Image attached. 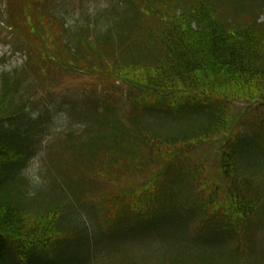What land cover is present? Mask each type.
<instances>
[{
    "label": "trees",
    "instance_id": "16d2710c",
    "mask_svg": "<svg viewBox=\"0 0 264 264\" xmlns=\"http://www.w3.org/2000/svg\"><path fill=\"white\" fill-rule=\"evenodd\" d=\"M119 4L112 5L111 17L101 14L89 33L88 23L76 30L49 6L32 12L34 18L24 7L26 18H17L6 0L4 22L27 63L19 72L0 73V264H236L224 257L225 240L235 238L238 245L264 224V21L256 15L264 0ZM103 49L108 60L93 62V56L102 60ZM62 54L73 62L66 65ZM43 61L53 70L52 64L88 63L92 72L116 77L129 101L125 122L111 111L108 97L105 105L61 97L47 107L32 102L23 82L26 74L39 73ZM235 103L261 111L249 121L247 109L231 113ZM55 110L99 128L94 135L70 137L42 181L28 178L25 168L53 126ZM219 136L225 138L217 155L219 190L207 194L201 163L191 164L189 152ZM158 161L162 167L133 195L106 204V234L98 237L90 218L79 215L92 213L85 193L69 180L140 178L148 163ZM55 163L64 169L54 172ZM189 181L200 190L193 198L185 196ZM198 219L203 235L191 239L189 225ZM166 229L176 242L170 249L161 237L154 239ZM239 247L226 253L237 254Z\"/></svg>",
    "mask_w": 264,
    "mask_h": 264
},
{
    "label": "rangeland",
    "instance_id": "374dc122",
    "mask_svg": "<svg viewBox=\"0 0 264 264\" xmlns=\"http://www.w3.org/2000/svg\"><path fill=\"white\" fill-rule=\"evenodd\" d=\"M120 1L121 0H9L11 5L13 4V14H15L17 18L21 14H24V7H26L25 12L28 13V16L34 18L36 15L32 12L38 11L44 13L49 6V9L51 7L53 12L57 13L61 18H64V20L76 30L84 23H88L89 29L91 30L93 24H95V20L98 19L101 14H108L111 17L112 5L114 4L115 7H119ZM251 1L256 2L257 0ZM4 2V0H0V32L2 34V38L0 39V72H3V70L19 72L24 68L27 62L24 58L23 50L16 52L14 49L15 47L12 45L14 32L9 31L7 26L4 25L5 13L7 12ZM226 5L228 9L232 8L231 2L226 1ZM226 5L223 4L224 9L226 8ZM256 15H260V20L264 21V10H258ZM24 18H26L25 14ZM89 33H93V30L89 31ZM62 34L64 35L68 33L64 32ZM68 39L72 40L70 34H68ZM33 54H36L34 50ZM98 54L103 56L102 60L93 56V62L102 61L103 63V61L105 62L108 60L105 55V49L98 50ZM62 57L66 65H70L74 60L71 55L62 54ZM76 66L80 69L75 67L63 68L62 66L58 68L52 64L54 71L50 64H46V61L40 62V67L37 68L39 73L36 74V71H32L29 74H26V82L24 81V86L28 92L29 98L33 100L32 102H35V104L44 103L47 107L50 99L54 100V98H57V101L60 103L58 100L60 97L78 102L83 99L87 102V105L88 103H94V101L101 102L105 105L108 103L106 102V98L108 97L110 102V104H108L111 111L117 114L121 121L125 122L124 116L128 115L129 101L126 98L125 88L122 83L117 81L116 77H103L101 76V73L92 72V68L88 66V63H79ZM108 78H111L115 84L110 85L105 80ZM256 108L257 106L255 105L245 108L244 104L235 103L231 104V113L237 115L239 109H247L243 114L245 115L244 118L250 121L257 117V111H261L256 110ZM59 111L60 110H55L51 112L53 115V120L51 121L53 126L48 128L49 130L47 133L45 132V134H42L40 150L37 155L31 157L25 168L24 173L28 178H35V180L42 181L44 176L52 173L49 172L51 168L54 169L51 167V161L53 158H60L59 156L62 155L63 151L62 145L67 144L70 137L73 138L75 134H82L83 137L89 134L94 135L95 130L99 128L93 126L92 129H89L88 125L90 123L87 118L80 119L78 114H75L72 118H68L65 112ZM71 111H73V106L71 107ZM218 138V140H207L197 143L194 147H191L189 152V162L191 164L196 163V161L201 163L202 179L205 180V184H209L206 188V192L218 187L216 186L218 183V176L215 171L217 168L216 156L219 152L221 143L225 140L222 136H219ZM99 163L101 164V161H99ZM148 164L149 165L141 174L140 178L134 176L128 180L115 181L109 177L102 178L98 175L97 177L86 176V179H80L77 178L78 176H75L72 180H69L71 186L76 183L78 188L85 193L84 200H87L86 202L91 208L92 213L90 214L88 211H82L79 212V215L81 217L90 218V220L88 219V222L97 233H100L98 237L106 234V223L103 221L106 217V213L108 214L109 211L106 204L113 201L114 198L119 197L120 194L123 197L133 195L139 187L149 180L154 171L162 167V163L159 161ZM181 168H185V166ZM63 169L64 165L62 166L58 164L57 166L55 163V170L53 171L58 173ZM191 170L192 169L189 168L190 173L192 172ZM191 177L192 176H190V180ZM52 179L59 182V179L55 176H52L51 180ZM188 185L189 187L187 191H185L186 198H193L200 193V190H196L194 184H190V181L188 182ZM211 186L212 189L210 188ZM152 189L153 186L151 187V190ZM32 193L33 192L30 193V197ZM216 194L219 204L224 207L225 200L221 196V191H218ZM180 199L181 201L186 200L184 196H180L179 201ZM44 200L42 198V201ZM87 204L85 205L86 208ZM198 227L199 223L197 221L191 222L187 235L190 237H201L203 234L199 232ZM157 237L163 239V246L167 249H170L172 245L176 243L172 238V232L168 229H166L161 235H155L154 239ZM235 241V238L233 240L226 239V244L223 245L221 249L228 253V250L233 248V246H240L238 248L239 250L236 251L237 254H227L225 252L224 257L226 256L231 259V261H235L236 264H264V231L258 232L255 236L251 235L249 239L242 240L238 245H236ZM193 242L196 241L193 240ZM159 244L160 243L157 241V245ZM186 244L188 245V243ZM114 247L115 245H111L109 248L103 249V251H111ZM103 260L100 259L97 264H103L105 262V260ZM159 264L168 263H166L165 260H161Z\"/></svg>",
    "mask_w": 264,
    "mask_h": 264
}]
</instances>
